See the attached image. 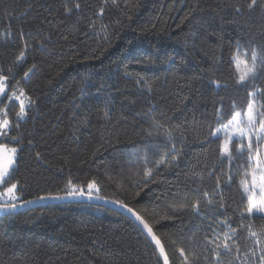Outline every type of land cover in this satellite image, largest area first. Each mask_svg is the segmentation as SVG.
I'll return each mask as SVG.
<instances>
[{
    "label": "trees",
    "instance_id": "16d2710c",
    "mask_svg": "<svg viewBox=\"0 0 264 264\" xmlns=\"http://www.w3.org/2000/svg\"><path fill=\"white\" fill-rule=\"evenodd\" d=\"M65 3L0 0V75L8 76L9 95L24 90L27 106L21 120L19 102H7L9 137L18 139L0 137L18 149L10 181L18 199L9 203L66 195L69 180L87 192L95 180L98 195L150 223L170 264H183L180 247L193 264H217L207 241L218 234L222 244L233 230L235 242L257 251L248 264H258L248 227L259 233L264 219L245 211L239 182L246 161L233 143L229 163L222 137L210 133L220 126L218 109L226 117L233 104L246 109L252 84L236 83L232 57L238 47L249 58L253 48L264 49V0L252 9L251 0H79L81 8L67 15ZM255 85L264 89V77ZM173 144L177 160L157 167L165 153L171 159ZM131 153L147 158L151 177L143 162L130 163ZM197 200L198 213L191 207ZM221 254L229 264L232 257ZM0 264L163 262L133 218L69 203L0 215Z\"/></svg>",
    "mask_w": 264,
    "mask_h": 264
},
{
    "label": "snow or ice",
    "instance_id": "6c2138e0",
    "mask_svg": "<svg viewBox=\"0 0 264 264\" xmlns=\"http://www.w3.org/2000/svg\"><path fill=\"white\" fill-rule=\"evenodd\" d=\"M115 2V0H113ZM257 3V0H251V3L248 4V8L252 9ZM65 13L72 14L74 10H79L81 4L79 0H73L71 6L66 3L64 5ZM104 8H100V12L103 13ZM239 11V9H237ZM24 53L22 52L17 60H23ZM232 65L234 68V73L236 77V83L238 85H247L249 82L252 84L251 91H247V104L246 109L237 110L235 104H233V111L230 113V116L226 117L221 109L217 110V119L221 121L220 126L210 133V137H217L220 134H223L224 142L220 147V153L222 157H226L229 163L234 159L232 155L231 145L235 138L239 142V148L237 152L239 153L240 158L245 159V171L243 173V178L240 180V188L242 189L243 196L246 198V208L245 211L249 217L254 215H259L261 219H264V89L256 87L255 81L258 78V75L264 77V49L257 51L255 48L251 50L250 58L248 52L245 51L243 56L239 52V47L237 48L236 53L232 57ZM34 67V66H33ZM258 69L261 71L258 72ZM12 69L9 68L8 72H11ZM32 71V68H29L28 71L24 73V77H28L29 73ZM8 80V76L0 75V96L5 94V84L4 81ZM19 84V81H17ZM220 85L217 84V87ZM149 91H151V86ZM24 90L20 89L19 95L13 92L11 95L7 96L9 101L16 99L20 101L19 111L16 112V116L23 120L27 115L26 104L21 100V96H24ZM31 100L29 98V104ZM7 106L5 109H0L4 113L3 118H0V137L9 138L11 140H17L18 137L11 136L9 137V129L13 127L12 122L8 119ZM107 115V113H105ZM226 120V123L223 122ZM153 125L155 128H162L163 125L153 119ZM16 128H19V124L15 125ZM169 140L173 139L172 132L165 130ZM149 136L153 133L149 132ZM246 141V143H245ZM210 142V141H209ZM171 153V159H166L168 153H165L159 161H157V167L159 165H165L170 167L177 160L180 155V150L176 149L175 144L172 145L169 150ZM18 149L16 147H10L7 143H0V185H10L4 188V191L0 192V200H3L4 203H0V211L10 212L11 210L17 207L16 203H9L10 201H16L18 199L16 189V183H10L12 171L16 165ZM130 157L135 159H130V163H136L139 165L141 162L145 165L144 176L147 179L152 176V170L147 169L148 160L146 157L140 156L138 153H131ZM250 177V179H249ZM231 179V176L229 177ZM68 191L66 196L76 197V196H87L88 199H104V197L98 195L100 188L97 185L95 180L87 184V192L84 191L82 187H79L71 180L67 184ZM94 193H97L94 196ZM203 196L206 198V206L212 204L211 198H209V193L204 192ZM61 199L62 197H38V199ZM31 203V201H28ZM113 203L118 204L121 208H125L129 213H131L140 225L143 226V230L146 231L147 235L151 237V240L155 243L156 248L159 249V256L162 258L163 264H170L169 256L166 252L164 244L161 242V239L155 234L153 227L150 223L142 216L138 215L131 207L125 204L122 201H113ZM176 210L177 206H172ZM179 208H184L185 205L181 204ZM191 207L197 213L200 211V202L199 200L196 203L192 204ZM222 207V206H221ZM244 212L241 213L243 218ZM225 227H231L224 222ZM215 234V230H213ZM249 237L252 239L253 243L258 246L259 257L258 264H264V228L258 233L251 229V226L248 227ZM236 235L235 230H233L232 235L228 233L224 234L223 243H217L216 240L219 239V235L216 234V240L207 241L210 246H213L212 250L215 253L217 264H223L221 259V249L224 254L232 257V260L229 264H248L249 262V253L251 258H256L257 251L252 248H248L245 245L243 248L241 245L233 240V237ZM232 241V243H229ZM179 255L183 258V264H193L190 260V255H193L191 252H186L185 248L180 247L178 249ZM243 253V255L241 254Z\"/></svg>",
    "mask_w": 264,
    "mask_h": 264
},
{
    "label": "water",
    "instance_id": "95a60500",
    "mask_svg": "<svg viewBox=\"0 0 264 264\" xmlns=\"http://www.w3.org/2000/svg\"><path fill=\"white\" fill-rule=\"evenodd\" d=\"M47 197H55V196H47ZM59 197H62V198L61 199H52V198L38 199L37 198V199H33V200H28V201H31V203H28V201H21V202L16 203L17 207L15 209H13V210H11L10 212H7V213L4 212V211H0V215H2V214L11 215V214L19 213V212H22V211L43 207V206H46V205L82 203V204H90V205L108 206L110 208H114L118 212L133 218L136 222L139 223V221H137L135 219V217L131 213H129L125 208H121L118 204L113 203V200H110V199H107V198H104V199H95V198L88 199L87 196L68 197L66 195L59 196ZM139 225H140V223H139ZM140 226L143 228L142 225H140ZM149 238L151 240V237H149ZM158 251H159V249H158Z\"/></svg>",
    "mask_w": 264,
    "mask_h": 264
},
{
    "label": "rangeland",
    "instance_id": "374dc122",
    "mask_svg": "<svg viewBox=\"0 0 264 264\" xmlns=\"http://www.w3.org/2000/svg\"><path fill=\"white\" fill-rule=\"evenodd\" d=\"M4 84H5V94L3 95V96H0V103L2 102V100L7 96V95H9L8 94V85H7V83H6V81H4ZM21 100H23V102L26 104V100H25V98H23V97H21L20 98ZM13 100H16V99H13ZM18 101V100H17ZM7 102H9V100L7 99V101H6V103L0 108V109H5V106H7ZM19 103H20V101H18ZM1 113V112H0ZM1 118V117H0ZM218 136H220V137H222V139H223V142H224V137H223V134H220V135H218ZM233 143H236L237 144V146H238V148H239V142L238 141H236L235 140V138H234V140H233ZM245 143H246V141H245ZM10 147H12V146H10ZM249 179H250V177H249ZM17 190V189H16ZM4 191V190H3ZM18 196V195H17ZM11 202V201H10ZM0 203H4V201L3 200H0Z\"/></svg>",
    "mask_w": 264,
    "mask_h": 264
}]
</instances>
